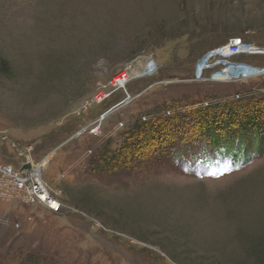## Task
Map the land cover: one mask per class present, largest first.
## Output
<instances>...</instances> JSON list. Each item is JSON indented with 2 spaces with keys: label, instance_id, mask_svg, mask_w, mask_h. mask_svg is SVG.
<instances>
[{
  "label": "rangeland",
  "instance_id": "374dc122",
  "mask_svg": "<svg viewBox=\"0 0 264 264\" xmlns=\"http://www.w3.org/2000/svg\"><path fill=\"white\" fill-rule=\"evenodd\" d=\"M239 34L264 46V0H0L11 68L0 71V167L49 157L43 180L63 204L26 203L0 171L11 189L0 196V264H264V152L244 165L241 147L237 160L223 140L214 150L212 111L206 121L193 109L264 99V77L192 80ZM102 91L113 93L94 102ZM129 95L101 136H76ZM219 122V137L252 138Z\"/></svg>",
  "mask_w": 264,
  "mask_h": 264
},
{
  "label": "built area",
  "instance_id": "2783aa9c",
  "mask_svg": "<svg viewBox=\"0 0 264 264\" xmlns=\"http://www.w3.org/2000/svg\"><path fill=\"white\" fill-rule=\"evenodd\" d=\"M257 48L261 49L259 51H264L263 45L261 46L252 40L250 41L249 37L246 35L233 36L228 42L211 49L206 54L211 55V62L203 66L197 65L196 76L192 80H213L221 83L249 84L253 78L264 77V64H258L256 62L243 59V56L245 55L264 56V52L257 51ZM201 61L199 63H201ZM209 72L210 74L207 75ZM145 75H152V73L146 70L144 71V76ZM115 84L119 87H125L126 83L122 84L118 82L117 78V82ZM112 93V91L99 92L93 98L94 102L97 101L98 103H101ZM241 96L239 94H235L233 98L239 99ZM130 98L131 96L129 95L126 99L121 100L109 109L99 113L94 119L87 122L86 125L79 132H77L76 136L81 137L86 133L95 137L101 136L104 122L108 119L109 115L118 108H122L128 104L132 100ZM211 104V101H205L204 104L202 103L199 105L207 107ZM196 105L199 106L198 104ZM194 106L193 108H196V106ZM87 151L92 152L91 149ZM46 160L48 162L49 157H46L43 163H46ZM28 163L31 164L30 168L22 169L23 165H21L19 170H16L17 173L14 172L13 166L0 167V171L12 180L9 181L8 187L12 189L14 194L16 193L18 197L21 199L23 198V200L28 204L40 203L49 208L51 211L60 212L63 209L62 202L51 193L47 184L43 180V172L45 168L42 173H38L39 175L32 174V170L33 168H36V165L32 162ZM43 163L39 165L43 167ZM39 178L40 180H38ZM11 189L6 190L1 187L0 196L7 199L11 198V194L9 193V190ZM16 226L19 227L20 224L16 223Z\"/></svg>",
  "mask_w": 264,
  "mask_h": 264
},
{
  "label": "trees",
  "instance_id": "16d2710c",
  "mask_svg": "<svg viewBox=\"0 0 264 264\" xmlns=\"http://www.w3.org/2000/svg\"><path fill=\"white\" fill-rule=\"evenodd\" d=\"M0 71H2L4 74H8L11 71L10 65L7 62V60H0ZM254 100H252L251 105L248 104H241V105H236V103H233L235 100L234 98H225V103L224 106L221 108L223 111L216 110L218 109L215 108L216 104H212L207 107H203L201 105L196 106V117L199 119H204L206 121L209 120V115L211 114L212 111V120L205 125V128L208 129V135H211V140L213 142V145L215 147L214 150H218L217 147H220V142L228 143V147L224 149L222 154H225V156L228 158H232L233 160H237V156L239 155L240 152V147L244 150L245 157L243 158V164L246 165L249 161V155L251 156V159L254 155H260L261 153L264 152V129L262 126H260L261 122L263 121V115H264V107L262 103H264V99H258L256 98L258 96L253 95L252 96ZM241 98H239L240 100ZM218 105V104H217ZM194 106V107H195ZM223 114H225V117H223ZM219 121H222V123H227V124H235L239 123V126L241 127L240 130L244 131L245 129L249 131L251 134L252 138H246V134L240 132L241 136H232V135H227L223 137H219L217 134L218 131V125ZM222 127V126H221ZM220 128V127H219ZM151 135V132L148 133V136ZM147 134H138L137 139H141L144 141L146 137L148 138ZM224 142H223V141ZM250 140L252 141V148L248 146L247 144L250 143ZM140 142V141H139ZM227 145V144H226ZM239 146V148L236 146ZM137 148H135L136 150ZM125 152V151H124ZM122 153L123 155L127 154V157L133 158L132 155L136 151L131 150V152H125ZM116 153V152H115ZM132 154V155H131ZM131 155V156H130ZM100 162V161H98ZM117 162V161H116Z\"/></svg>",
  "mask_w": 264,
  "mask_h": 264
},
{
  "label": "bare ground",
  "instance_id": "6f19581e",
  "mask_svg": "<svg viewBox=\"0 0 264 264\" xmlns=\"http://www.w3.org/2000/svg\"><path fill=\"white\" fill-rule=\"evenodd\" d=\"M211 60H212V59H211V55L208 54V55H206L205 58L201 61V63H199L198 65H201V66L206 65V64L210 63ZM46 164H47V160H46V163L44 162V163L42 164L43 167H42L41 165L37 164V165H36V168H33V170H32V174L39 175L40 173H42L43 170H44V168L46 167ZM38 173H39V174H38ZM38 180H40V178H39ZM43 186H44V184H43Z\"/></svg>",
  "mask_w": 264,
  "mask_h": 264
},
{
  "label": "water",
  "instance_id": "95a60500",
  "mask_svg": "<svg viewBox=\"0 0 264 264\" xmlns=\"http://www.w3.org/2000/svg\"><path fill=\"white\" fill-rule=\"evenodd\" d=\"M30 166H31V164H30V163H27V164H25V165L22 167V169H28V168H30Z\"/></svg>",
  "mask_w": 264,
  "mask_h": 264
},
{
  "label": "crops",
  "instance_id": "0c3cea01",
  "mask_svg": "<svg viewBox=\"0 0 264 264\" xmlns=\"http://www.w3.org/2000/svg\"><path fill=\"white\" fill-rule=\"evenodd\" d=\"M239 35H240V34H239ZM234 36H235V35H234ZM231 37H233V36H231ZM231 37H230V38H231ZM248 37H249V36H248ZM250 40H251V39H250ZM253 41H254V40H253ZM254 42H255V41H254ZM223 44H224V43H223ZM221 45H222V44H221ZM218 46H220V45H218ZM216 47H217V46H216Z\"/></svg>",
  "mask_w": 264,
  "mask_h": 264
}]
</instances>
